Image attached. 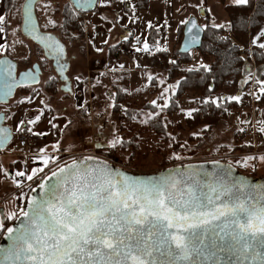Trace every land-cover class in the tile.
Listing matches in <instances>:
<instances>
[{
	"label": "snow or ice",
	"instance_id": "1",
	"mask_svg": "<svg viewBox=\"0 0 264 264\" xmlns=\"http://www.w3.org/2000/svg\"><path fill=\"white\" fill-rule=\"evenodd\" d=\"M33 3L25 5V30L31 33L36 32ZM93 3L77 0L80 7ZM5 24L0 15V33ZM36 38L53 53L63 52L58 44L53 47L51 37ZM197 42L198 36L190 35L189 44ZM13 69L9 61H0V101L25 82L38 83L32 73L17 81ZM10 137L11 131L0 127V148ZM42 162L44 167L29 175L16 173L32 181L49 168L38 184L39 194L21 209L22 218L16 213L5 217L17 219L19 226L4 229L0 220V232L6 231L11 241L0 248V264H264V186L244 180L201 182L194 173L133 182L96 157L73 158L56 170L47 159Z\"/></svg>",
	"mask_w": 264,
	"mask_h": 264
},
{
	"label": "rangeland",
	"instance_id": "2",
	"mask_svg": "<svg viewBox=\"0 0 264 264\" xmlns=\"http://www.w3.org/2000/svg\"><path fill=\"white\" fill-rule=\"evenodd\" d=\"M24 0H22L23 2ZM168 4L165 3V5L162 7L158 6L156 10H154L152 14H149L147 12L144 15V20L142 19V24L144 26L150 24V26L154 30V39L157 41L154 42L155 45L152 43H149V45L153 48H155V51H165L168 55L172 57L173 52L176 50V48H179V45L182 44V33L184 32V26L189 18H197L198 24L203 28L204 25L207 23L211 25H216L218 27H228V14L224 11V7L222 6L223 3L221 0H166ZM53 3V2H52ZM152 3V2H151ZM53 5V6H52ZM63 2H54L51 4V6H47L46 3L41 1L39 2L38 8V20H40L42 23L41 25L47 28L48 30L53 27L55 24H59L61 20H59L58 13L54 12V10H59L61 12L63 10ZM224 5H238L235 3V0H225ZM203 10L204 15H208L209 18L202 17L200 15V11ZM150 18V19H149ZM84 21V20H83ZM85 22V21H84ZM86 23V22H85ZM84 27V25H83ZM149 27V28H150ZM261 31V29H260ZM258 31V32H260ZM14 38H11L9 40L8 49L9 56L13 57L24 53V48H26L27 56L29 55L28 62L23 66L22 64H18L19 70L21 69H28V67H31L33 64H39L43 61H47L42 55V53L37 54L36 53V47H34V44L31 41H26L23 39L24 37L20 35L19 28L16 31H12ZM84 32L86 35L88 34L86 31V28L84 27ZM257 32V33H258ZM149 33L148 32V39H149ZM228 36V34L223 35V39H225ZM253 40V38H252ZM85 41V39H84ZM251 43V42H250ZM24 46V48L22 47ZM145 46H147L146 43H144L143 40H138L137 43L132 47L133 50H136L140 55H142L140 52H144L143 49H145ZM255 46V45H253ZM253 46H250L249 44L246 46H240L239 47V53L242 55L243 59L249 60V65L252 69L256 67L254 72L252 73L253 76L256 78V75L263 76L262 69L264 67H258L254 63L253 55H252V48ZM68 49L70 51L69 58L74 55L76 59H79L81 63H78L79 60H72V66L71 70L68 72L69 77H73L74 75L83 73L86 76V67H87V56L85 53L86 46H84V42L80 44H69ZM114 47V46H113ZM257 47V46H255ZM259 48V47H257ZM122 49V48H121ZM260 49V48H259ZM261 50V49H260ZM262 51V50H261ZM263 52V51H262ZM131 53V52H129ZM155 53V52H154ZM153 53V54H154ZM264 53V52H263ZM132 54V53H131ZM191 57L194 59L191 62L181 68H183V72H186L188 69H194L198 70L200 67L209 66V64L202 58V54H200L198 51H191L190 52ZM124 56V55H123ZM108 57V54H107ZM99 57H95L94 60L90 59V61L99 60L97 59ZM133 58V57H132ZM68 60V57H67ZM86 60V61H85ZM137 60V61H135ZM133 68L137 67L139 70H142V68L147 67L148 70H151L152 73H148V75L145 72L138 71L134 73L133 81H130L131 86L129 87L131 95L128 94V87L125 85L120 88L123 90L128 98V102H126L125 105L121 106V113L117 114L114 113V111L111 110L112 107V101L113 96L111 100L109 101H102L101 103L96 104V107L89 106V102L85 103V109H89L92 114L87 113H78L73 109L72 104L69 101H67V97H63L61 95V101H63V104L59 105V108H57L58 105L55 106V111H51L52 114H54V118H57L58 114L62 115L63 118H66V123L62 125L63 127L59 126V124H56L55 120H46L44 123L40 124L39 127H36L37 132L42 133L43 135L44 131H48L52 128H55V133L58 136V133L62 132L64 130V133H68L67 137H65V140H67L68 143L65 147V152L67 154L58 155L57 157V163L51 168L52 170H56L57 167H61L65 164L71 163L72 159H82L85 158V156H91L96 157L101 161H104L108 164H114L119 169L131 171L133 174H152L155 172H160L165 170L169 167H178V165H189L191 163H204V162H224L225 164L232 165L237 168L239 172L242 174H246L247 176H251V167L249 166L251 161L247 162L246 164H240L238 157H236L234 154L235 151H227L228 144L233 145V140L228 142L227 137L228 133L232 130V128L229 127V125L232 126V120H231V113L229 112L228 121L227 123H220L218 124L213 130H209L208 125L202 123L201 125L195 126L192 129H189V124L192 115H189V113L193 114L195 111H199L202 102L198 100V97H195L191 92H187L183 98H178L175 103H172L173 96H175L176 92V80L173 81L168 80V71L158 69L150 68L148 64H146L145 59L136 58L135 57ZM70 61V60H68ZM93 62H90V69ZM47 63V68L50 71H46L42 68V71L44 74L47 75L45 77V80H43L44 84L50 75L56 77V74L53 73L51 69V64L49 61ZM78 63V64H77ZM27 67V68H26ZM137 69V70H138ZM154 69V72H153ZM170 69V68H169ZM155 70L161 72L157 73ZM259 70V71H258ZM145 71V70H143ZM42 73V74H43ZM146 74V75H144ZM88 75V74H87ZM159 75V76H158ZM258 75V76H259ZM84 76V77H85ZM154 77L151 81V84L148 87H144L143 83H141L143 80H145V77ZM244 74L241 78V82L244 81ZM44 76H42L43 78ZM83 77V78H84ZM57 78V77H56ZM81 79V77L78 79L80 80L81 84L85 86V88H88V91L90 93H95V85H93L95 80H98V74L90 75L89 79L84 78ZM259 79V78H258ZM158 81V83L156 82ZM98 82V81H97ZM264 83V82H263ZM61 84L59 80L57 79V87L58 93L56 97L60 95V89ZM138 84V85H137ZM240 84L238 89H240ZM159 85V86H158ZM41 82L38 85H34V87H40ZM158 86V87H157ZM257 86V85H256ZM44 87V85H43ZM127 87V89H126ZM255 87V92H258V90ZM31 89V88H30ZM44 88L42 90L43 95L45 96V100L47 101H53L54 98H49V95H47L44 92ZM126 90V91H125ZM21 91V90H20ZM19 91V92H20ZM100 91V90H99ZM239 91H234L233 89H230L228 91H225L223 93H215V96L212 101H215L214 104H217L218 97L222 95H226L228 100H231V97H235V95L239 94ZM93 93V94H94ZM112 93V89H111ZM114 93V92H113ZM98 96V94H97ZM132 96L133 99L130 97ZM58 99V98H57ZM66 99V100H65ZM108 100V99H107ZM45 101V102H47ZM152 101H156V104L153 105ZM237 102L236 100H231ZM50 103V102H49ZM104 103V104H103ZM146 103V104H145ZM167 103V107H164V105ZM51 104V103H50ZM66 104V105H64ZM91 104V103H90ZM145 106H154L156 109H158L157 113L161 119H164L165 122V129L167 130V135L170 136L171 141L165 142H159L157 137L154 136L152 133H148L147 130L143 129L144 126H146V121L150 119L152 116V111L144 109L143 105ZM174 104L178 108L176 112H174L172 115L169 114L171 111L170 108L173 110ZM68 105V106H67ZM92 105V104H91ZM131 107V110H135V113L137 112L136 116L132 117L131 120L126 118V109L127 107ZM237 106L242 107L241 109V115L247 114L245 111L248 112L249 115L254 113V109L256 108V114L258 116L259 121H262V125L264 126V109H262L258 104L257 106L251 110L249 108L250 106L241 103L239 100L237 103ZM4 108H0V111L3 110L8 115V118L5 121V125L11 128L13 133V144L15 143L17 137L18 128L21 125L22 121L17 122L15 124L14 122L17 121L18 117H22L23 122L26 123L28 128H31V125L34 123H29V121H32L30 117H32L34 114H36L33 118L36 119L37 116H39V119L37 121H41L45 116L50 114V110L48 114H43L41 112V108L38 109H31L30 111H27L26 113H22L21 111H17L16 116L12 115L10 111V105L3 106ZM66 108V109H63ZM84 110V106L82 111ZM13 112V111H12ZM77 113V117L73 118L72 113ZM1 113V112H0ZM34 113V114H33ZM233 114V113H232ZM51 115V114H50ZM72 119V122L69 123L68 126V117ZM200 121L202 118L199 119ZM232 122H229V121ZM225 122V121H224ZM55 125V127H53ZM234 127L237 126V131L241 130V125L238 124V121L236 123L233 122ZM14 127V128H13ZM24 128V127H23ZM264 128V127H263ZM20 129V128H19ZM16 130V131H15ZM215 130V131H214ZM255 130V129H254ZM14 131V132H13ZM235 131V130H234ZM256 131H258L256 129ZM240 132V131H239ZM259 132V131H258ZM261 132V131H260ZM235 134V133H234ZM262 143L264 142V132H262ZM42 137V136H40ZM249 138V137H247ZM119 140L120 143L116 144L115 147H111L110 145L114 140ZM234 139V137H233ZM250 139V138H249ZM43 140V139H42ZM244 140V139H243ZM251 140V139H250ZM44 141V140H43ZM133 141L134 144H136V148L127 150V148H124V151L121 150L122 145L125 142ZM242 141L239 139V142ZM236 142V141H235ZM173 144H180L181 146H177L176 149L172 148ZM102 144L103 148L97 149L95 146H98ZM238 144V142H236ZM9 146L12 147V144ZM105 147V148H104ZM19 148H14V151H19ZM230 149V148H229ZM12 150V149H11ZM232 150V149H230ZM6 151H10V148L8 147ZM231 152V153H230ZM233 155V156H232ZM178 157V158H177ZM168 160L169 165L164 167L165 162ZM1 164V163H0ZM49 173V169L45 170L43 175L40 177H37L35 180L36 182H40L41 178L46 174ZM260 174V175H259ZM255 177H262L264 178V172L259 171ZM252 177V176H251ZM253 178V177H252ZM30 189H32L35 185L34 182L31 184ZM26 199V198H25ZM25 203V202H24ZM24 203L21 207V209L24 206ZM21 209L17 212V215L21 216L22 212ZM6 232V231H5ZM4 232V233H5ZM3 233V236H4ZM0 237L1 233H0ZM2 239V238H1ZM0 239V240H1Z\"/></svg>",
	"mask_w": 264,
	"mask_h": 264
},
{
	"label": "crops",
	"instance_id": "3",
	"mask_svg": "<svg viewBox=\"0 0 264 264\" xmlns=\"http://www.w3.org/2000/svg\"><path fill=\"white\" fill-rule=\"evenodd\" d=\"M165 3L168 4L166 0H152V3L150 4V6H148L147 12H149V14H152L154 13L153 11L156 10L158 6H160V4L163 7ZM22 4H23L22 0H17V6L15 10L7 14V9H5V0H0V15L4 16L6 20V24L3 25L5 31L3 33H0V56H4L5 53L8 52L7 49L9 44L8 42L11 38H14L12 31H16L22 25L21 22ZM99 6L104 9L106 8L107 10L110 9L112 13L105 11V13H103L101 16L94 13L88 15L85 14L83 16V19H85L86 24H88L87 28L85 27L88 34L86 35V39L84 41V46H86L85 53L87 56L86 58L87 67L85 71L86 76L83 73L81 74L79 73L77 75H74L73 77H69L68 76L69 74H67V77H69V79L71 80L72 94L70 93L67 94L62 92L61 89L63 88V85L61 84L60 86L61 89L59 90L60 91L59 97L57 96L56 98H54L53 101L45 100V96L43 95L42 90L44 88L43 80H45V77H47V75L43 73L42 76L44 77L43 78L40 77V81H39V83L41 82L40 87L35 88L34 86H31L29 87L31 88V90H29L28 93H22L20 91L21 89H18L16 91L14 97L10 100L9 103L11 107L10 111L11 113H13L12 115L16 116L15 113H17V111L19 110L21 111L20 113L22 115V113H26L31 109L33 110L38 108H41L40 111L43 112V114H48L49 110L50 112L55 111L56 105H58L57 108H59L60 110L59 105L63 104V101L60 100L61 95L62 98L63 97L68 98L66 103L71 101L70 103L72 104L73 109L76 112L82 113L83 106L85 109L86 108L85 103L87 102H89V106L96 107V104L101 103L102 101L104 102L111 100V98H109V93H111V89L112 92L114 91V87L122 88V86L126 84V86L128 87V94L131 95V93L133 92H130L129 87L131 86L130 81L134 82L133 81L134 73L138 71L145 72L147 75L148 73H152V71L148 70L147 67L142 68V70H139L137 67L133 68L132 65L134 63L135 57L128 58L127 56L120 55L115 60L107 57V49L113 46L114 47L118 46V44H120L125 39L131 40L132 46L130 47V52L132 54H134V52H137L136 50H133L132 47L135 45V43L138 42L139 39L143 40L144 43L147 44V51L143 49L144 52L143 51L140 52L142 55L147 53L151 54L158 51L159 45L156 47L157 50L155 51V48L154 47L152 48L148 43L149 39L147 33L149 32L148 30L149 27L152 25L148 24L144 26L141 22L142 19L144 20V15L146 11L145 13L139 11L135 0H99ZM222 6H226V5L223 4ZM234 6H238V5H234ZM261 32H264V28L261 29L260 32L256 33L253 39L257 36H260ZM261 43H264V36H260V39L257 40L255 44H253V40H252L251 43H249V45L250 46L255 45L259 47V44ZM63 44L65 45V43ZM65 46L67 47L66 60L67 57L68 60H70L67 62V64H69L67 71L68 73L71 70V66L73 62L72 60H79V59H76L74 55H72L69 58L70 51L68 49L70 48L67 45ZM22 47L24 48L23 45ZM259 48L264 52V48L261 47ZM8 57L14 62L15 61L19 62V64H22L23 66H25V64H27L28 62L26 60L28 58L26 53V48H24V53H20L14 56V58L10 56ZM95 57H99L97 58L99 60H95L94 62L90 61V59L94 60ZM193 58H192V62L194 61ZM90 62H93V64L91 65V69H90ZM78 63H81V61L79 60ZM247 66L248 67L244 71V75H245L243 78L244 82L243 83L241 82L239 94L235 95V97H240L241 103L243 102V104L250 106L249 108H251V110H253L257 106V104L262 109H264V105H261V103H259L260 97L264 95V83H263L264 75L260 76L258 74L259 76L256 75L257 76L256 78L254 76L252 78V73L254 72L256 67H254L255 69L254 68L252 69L249 65ZM22 70H26V69H22ZM155 71L158 74L162 72V71L159 72L160 70L159 71L155 70ZM262 73L264 74V69H262ZM95 74H98V80H95V82H93L94 80L92 81V83H94L93 85H95V89H94L95 93L93 92L94 93L93 94L88 91V88L86 89L85 86L81 85V82L78 79L80 77L82 79L84 76H85L84 78L89 79L90 75H95ZM153 79L155 78L152 77V79H149V77L146 76L145 80H143L141 83H143L144 87H148ZM156 82L158 83V81ZM255 87H257L256 89L258 90V92H255ZM31 93L32 95H30ZM130 97L133 99L132 96ZM237 103L238 102H236V104ZM5 105L8 104H3V106ZM3 106H0V108H4ZM241 108L242 107L239 106L237 110L232 111L233 114L231 113L230 115L232 117L231 120L234 123L238 121V124L241 125L240 129L247 127L249 129H253V130L255 129V131L257 129L260 132V129H262L264 126L261 123L262 121H259L258 119V116L256 114V108L254 109V113H252L251 115H249L247 111H245L247 114L241 115V110H242ZM91 111L89 109H86V113L88 112L87 114L89 113L92 114ZM0 112L3 113V110ZM50 114L45 116V118H43L41 121H37L35 118H33L36 114L30 117L32 121H35V123L31 125L32 128L31 130H29L30 128H28L26 123L23 122L22 119L23 116L18 117L17 121L14 122L15 124H17V122L22 121L19 127L20 129L24 127L27 128L28 129L27 131H29L30 133L31 132L33 134L36 133L34 135L35 136L34 143L31 144V147L29 149L30 157L28 162H26L24 156L21 155L22 151H14L13 149L15 147L13 146L12 147L8 146L10 148V151H6V149L8 148L7 147L4 152H0V163H1L0 164V209H4L3 213L5 217H7L11 213L17 214V212L21 209L25 201V198L28 197L30 186H32L31 184H33V182L35 183L37 177L43 175V173H40L38 176L34 177L32 181H28L24 177L16 176V173L23 171L25 172V175H29L31 174L33 168L38 169L40 167H44L42 161L45 159L48 160L49 167L53 168V166L57 163L58 155L67 154L64 153L65 152L64 149L68 144L65 143L68 140V139L65 140V137H67L68 133H64V130L58 133V136L54 131L55 128L50 129L49 132L44 131L43 135H41L42 133L37 132L36 127H39L40 124L44 123V121L46 120L49 121L55 120L56 124H59L61 128L63 127L62 125L66 123L65 120L66 118H63L62 115L58 114L57 118H54V114H52V112ZM72 116L73 118H75V116L77 117V113H72ZM67 117H68L67 120L69 126V123L72 122L73 118L71 119L70 116ZM231 120L229 122H232ZM233 122L231 123L232 126L229 125V127L232 128V130L227 134L228 136L225 137L224 139L227 138L228 142L233 140V145L228 144L227 146H230L229 148L232 150L235 149L234 155L238 157V159H240L239 160L240 164H244V163L246 164L248 161L249 162L251 161L250 162L251 164L249 165L251 167V172H252L251 176L257 178L254 175H256L259 171L264 172V159H261L264 158V142L262 143L263 134L262 132H260L261 139L256 145H254L252 140H250L249 138H244V140L239 142V138L238 137L236 138L234 133L240 134L239 132L240 130L237 131L238 125L234 127ZM235 141L238 142V144H236ZM95 148L98 151L99 149L103 148V145L100 144L99 147L95 146ZM229 148L227 147V151H231ZM52 158L55 159L56 161L55 163H52ZM47 169L49 168L46 167L45 170ZM11 219L14 220L15 218H11Z\"/></svg>",
	"mask_w": 264,
	"mask_h": 264
},
{
	"label": "trees",
	"instance_id": "4",
	"mask_svg": "<svg viewBox=\"0 0 264 264\" xmlns=\"http://www.w3.org/2000/svg\"><path fill=\"white\" fill-rule=\"evenodd\" d=\"M64 2V0H44L47 6H51L54 2ZM225 3V0H221ZM53 2V3H52ZM137 8L141 12H145L150 6L152 0H135ZM17 6V0H5V9H7V14L13 12ZM53 6V5H52ZM63 10L61 12L62 23L58 25L55 24L51 27V31H58L61 34V40L66 44H80L85 38L86 33L84 32L83 19L81 15L73 11V7L69 3L63 5ZM105 9H98L100 15H102ZM54 10V12H57ZM107 11H110L108 9ZM224 11L228 14V27H218L216 25H209L208 23L204 25L202 44L199 49V53L202 54V58L209 64V66L200 67L198 70L188 69L183 72V66L191 62V55H180L178 49L173 52L172 57L165 51L155 52L154 54L147 53L140 55L138 53L131 54L130 47L132 46L131 40H123L118 46L110 47L107 49L108 58L117 59L118 56L124 55L128 58L136 57L137 59H145L146 64L150 68L168 71V80H176V92L175 96L171 100L172 103L178 98H183L187 92H191L198 100L202 102L199 111H195L189 119V129L197 127L204 123L208 125L209 130H213L220 123H227L229 112L232 110H237L238 106L235 101H229L227 96L220 95L218 97V103H213V98L215 93H223L230 89L238 91L239 83H241V78L243 77L245 69L249 64L248 59H243L242 55L239 53L240 46H246L252 41V38L256 35L260 29L264 28V0H248L246 5H226ZM209 18L206 14L205 18ZM149 42L153 45L156 39H154V30L150 27L149 29ZM228 34V36L223 39V35ZM182 37V35H180ZM122 48V49H121ZM252 57L254 59L255 65L258 67H264V53L257 47L252 48ZM40 51L37 54L40 55ZM1 58V56H0ZM175 61V63H172ZM47 62V61H46ZM43 61L41 67L50 72L47 68V63ZM170 68V69H169ZM57 78L50 75L44 84V92L49 95V98L56 97L59 87H57ZM30 88H21L22 93H28ZM114 92V93H113ZM111 94L113 98L111 110L114 113H121V106L128 102L127 94L120 89V87L115 88ZM32 95V93L30 94ZM259 103L264 105V95L260 97ZM146 104V103H145ZM143 105V107L145 106ZM173 110L169 114H173L178 110L174 104ZM131 107L126 109V118L131 120L132 117L136 116L137 112L131 110ZM144 109L151 110L152 116L148 121H146V126L143 129L147 130L148 133H152L157 137L158 141L167 142L171 141L170 136L167 135V130L165 129L164 119L155 113L158 112L154 106H145ZM202 118L200 121L199 119ZM225 121V122H224ZM239 133H235L237 138ZM172 142V141H171ZM180 144H173L172 148L176 149ZM137 146L133 141L125 142L122 145L121 150L124 148L127 150L135 149ZM235 149L231 150L234 151ZM166 161V160H165ZM170 163V162H169ZM168 160L165 162L163 169L167 164ZM254 178V177H253ZM40 183L39 181L34 183L36 185ZM31 189H29L28 195ZM25 202V201H24ZM16 219L11 220L6 224L4 229H7L11 224L15 223ZM2 231L1 236L3 237ZM0 237V239L2 238Z\"/></svg>",
	"mask_w": 264,
	"mask_h": 264
},
{
	"label": "water",
	"instance_id": "5",
	"mask_svg": "<svg viewBox=\"0 0 264 264\" xmlns=\"http://www.w3.org/2000/svg\"><path fill=\"white\" fill-rule=\"evenodd\" d=\"M72 7L74 8L73 10L75 12H82V13H92V11L97 7L96 3L97 0H95V3H93L91 6L88 7H80L77 4V0H67ZM40 2V0H34V3L32 4V8H31V15H32V21L33 23L36 25V32L35 33H31L29 31H26V25H25V5L28 4V0H25L23 5H22V11H21V22L22 25L20 27V33L21 35H23L24 39L27 41H31L37 48L42 49V53L45 59H47V61L50 62L51 64V68L54 74L57 75V78L59 80L60 83H62L63 88L61 89L62 92L64 93H71V81L69 79V77H67V71H68V66L69 64L66 63V50L67 48L65 47V45L63 43H61L60 39L55 35V34H47L46 32L41 31L39 24L40 22L37 20V16H36V5ZM200 15H202V17H204V12L203 10L200 11ZM193 22L195 23V27H192ZM191 28V33L189 32V29ZM203 31L204 28H202L198 22H197V18H189L188 21L186 22L185 26H184V32L182 33V44L179 45L178 48V52L180 53V55H187V53H190L191 51L195 52V51H199L200 46L202 44V38H203ZM195 34L198 36V42L195 44H189V37L190 35ZM39 36H44V37H51L52 38V44L53 47L58 44L60 47H62L63 52L59 53H53L52 48L50 47H46L45 43H41L40 40L36 37ZM2 60H7L10 62V64L14 65V69H13V74L16 77V80L19 81L21 80L25 73H32L33 75L37 76L38 79V83H29V82H25L24 84L16 87L13 89L11 96H9L6 100L0 101V106H3V104H9L10 100L14 97L15 92L19 89V88H29L30 86H36L39 84V80L40 77L42 76L40 68L38 65L33 64L31 69H28L25 72H17L18 70V66H17V62L12 61L11 59H9L7 56H2L0 58V61ZM61 66H63V71L61 72ZM6 115L5 113H0V127L3 128H7L11 131V137L9 139V141L3 145L2 148H0V152H4L5 149L12 144V140H13V133L11 128H9L8 126L5 125V119H6ZM101 161V160H100ZM104 162V161H103ZM108 164V163H107ZM113 171L115 172H121L124 175H126L131 181L133 182H149V181H153L156 180L160 177L163 176H168L169 174L175 176L177 179L181 178V174H188V173H194L195 174V179L200 180L201 182H207V183H214L217 182L219 180H225L228 182L231 181H237V180H244L247 181L249 185L255 186V187H261L264 186V178L262 177H258V178H252L251 176H247L246 174H242L241 172H239L237 170L236 167L234 166H230L228 164H225L224 162L218 161V162H204L201 164L198 163H191L189 165H178V167H169L166 168L163 171L160 172H155L152 174H133L131 173V171H127V170H122L119 169L117 166H115L114 164H108ZM38 184L37 183L33 188H36V192H32L30 191L28 197L25 199V203L23 208L26 209L27 208V202L28 200L32 197V196H37L40 192V189L38 188ZM22 218V214L20 216ZM19 226V221L16 219V222L11 224L9 227L15 228ZM8 227V228H9ZM8 236V233L5 232L4 236L2 237V239L0 240V248H8L11 241L8 240L6 237Z\"/></svg>",
	"mask_w": 264,
	"mask_h": 264
},
{
	"label": "built area",
	"instance_id": "6",
	"mask_svg": "<svg viewBox=\"0 0 264 264\" xmlns=\"http://www.w3.org/2000/svg\"><path fill=\"white\" fill-rule=\"evenodd\" d=\"M260 135H261L260 132L244 127L243 129L240 130V134L238 138L240 140H243L244 138L249 137L252 140L253 144L256 145L261 139ZM16 137L17 139L15 143L12 144V146L15 148H19L18 150L22 151L21 155H23L25 161L28 162L30 157L29 149L31 147V144L34 143L35 136L32 132L30 133L25 129H21L17 132ZM85 157H91V156H85Z\"/></svg>",
	"mask_w": 264,
	"mask_h": 264
},
{
	"label": "flooded vegetation",
	"instance_id": "7",
	"mask_svg": "<svg viewBox=\"0 0 264 264\" xmlns=\"http://www.w3.org/2000/svg\"><path fill=\"white\" fill-rule=\"evenodd\" d=\"M25 1V0H24ZM24 1H23V3H24ZM41 1V3L43 4V2H44V0H40ZM64 4L65 3H69L67 0H64V2H63ZM70 4V3H69ZM23 5V4H22ZM39 5V3L36 5V8H37V6ZM70 6L72 7V5L70 4ZM96 8L92 11V13H94V14H97V15H99V16H101L100 14H99V12L97 11V8L98 9H104V8H102V7H100L99 6V0H97V3H96ZM22 9V8H21ZM74 9V8H73ZM39 10H38V8H37V11H36V16H37V20H38V12ZM74 11V10H73ZM105 11H107V10H105ZM62 12V11H61ZM61 12H59V10L56 12V13H58L59 14V16H60V20H61ZM75 12V11H74ZM107 12H111V11H107ZM77 14H80L81 15V19H83V16L86 14V13H82V12H76ZM92 13H89V14H92ZM105 13V12H104ZM112 13V12H111ZM86 15H88V14H86ZM84 21H85V19H83ZM39 21V20H38ZM40 22V24H39V27H40V29H41V31H43V32H46L47 34H55L59 39H60V41H61V43L63 42L62 40H61V34H59V32L58 31H51L50 29L48 30L47 28H45L44 26H42L41 25V21H39ZM86 22V21H85ZM85 22H83V25H84V27H86L87 28V26H88V24H86ZM60 23H62V20H61V22ZM21 27V26H20ZM19 30H20V28H19ZM48 32H50V33H48ZM20 35H21V33H20ZM23 36V35H22ZM24 39V38H23ZM84 39H86V35H85V38ZM83 42H84V40H83ZM64 43V42H63ZM65 45H67L68 46V44H66L65 43ZM35 46V45H34ZM36 47V46H35ZM66 47V46H65ZM37 48V47H36ZM67 48V47H66ZM8 49V48H7ZM42 49H39V48H37L36 49V53H38V51H40L41 53H42V51H41ZM9 49H8V52H6L5 53V55L4 56H9ZM42 55H43V53H42ZM2 57V56H1ZM44 57V56H43ZM9 58V57H8ZM28 58H29V55H28ZM28 58L26 59V60H28ZM10 59V58H9ZM66 60V59H65ZM13 61V60H12ZM16 62V61H15ZM68 62V60H66V63ZM18 64H19V62H17ZM18 64H17V66H18ZM36 65H38L39 66V68H40V71H41V74L43 73V71H42V67H41V65H39V64H36ZM32 67V66H31ZM31 67H28V69H31ZM28 69H26V70H19V67H18V70H17V72L19 73V72H25V71H27ZM52 69V68H51ZM42 77V76H41ZM56 77H57V75H56ZM58 79V78H57ZM40 81V80H39ZM71 81V80H70ZM82 85V84H81ZM31 87V86H30ZM19 89H21V88H19ZM24 89V88H23ZM16 93V92H15ZM70 94H72V90H71V93ZM74 95V94H73ZM4 113V112H3ZM83 113H86V109H84L83 111H82V114ZM88 113V112H87ZM6 115V114H5ZM6 117H7V115H6ZM6 120V119H5ZM21 129H25V130H28L27 128H21ZM20 129V130H21ZM13 144V143H12ZM4 209H0V214H2V215H0V219L2 220V222H3V225H4V228L6 227V224H8V222H10L11 220H13V219H7V218H5V215H4ZM0 233H2V232H0Z\"/></svg>",
	"mask_w": 264,
	"mask_h": 264
}]
</instances>
